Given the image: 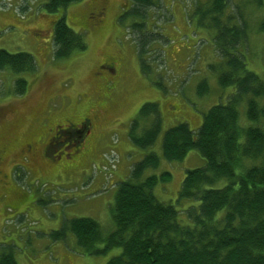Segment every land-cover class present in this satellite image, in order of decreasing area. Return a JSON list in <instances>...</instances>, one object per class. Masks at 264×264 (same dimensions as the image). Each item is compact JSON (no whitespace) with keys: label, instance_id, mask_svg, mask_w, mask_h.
Returning a JSON list of instances; mask_svg holds the SVG:
<instances>
[{"label":"rangeland","instance_id":"obj_1","mask_svg":"<svg viewBox=\"0 0 264 264\" xmlns=\"http://www.w3.org/2000/svg\"><path fill=\"white\" fill-rule=\"evenodd\" d=\"M154 1L155 5L140 16L131 12L129 0H110L98 26L90 8L98 0L71 2L53 13L42 9L45 0H0V49L29 53L36 64L31 73L0 70V109L15 110L21 127L19 137L22 133L24 139L31 133L47 137L53 124L73 123L83 117L95 102V86L105 85L109 76L115 79L112 90L106 89L113 91L104 101L108 111L100 119L92 118L85 146L73 158L49 159L52 167L68 165L66 170L45 172L34 161L22 159L21 167L13 170L11 162L5 165L6 185H0V194H5L0 200V252L11 248L18 264H105L118 255L120 248L87 255L72 234L67 233L63 241H53L50 233L59 230L65 220L79 217L95 219L104 234L112 231L115 182L147 153H156L160 163L157 169L146 170L145 176L170 173L154 187L156 198L178 210L188 204L175 202L183 177L186 170L204 166L205 160L195 149L181 161L164 160L163 134L180 123L198 129L203 115L224 103L234 88L218 83L224 66L213 43L211 20L205 18L197 24L198 16L193 15L196 1L204 8L209 0ZM122 11L126 13L119 17ZM231 15L238 16L244 25V39L237 50L246 68L264 80V0H229L221 19ZM58 17H64L66 25L86 44L84 50L65 59L53 57L52 22ZM142 22L144 35L151 38L142 55L150 66L147 75L140 71L136 47L138 36L144 35L133 28ZM104 57L116 60L115 75L103 64L97 71ZM18 78L26 81L21 94L13 89ZM200 82L206 83L208 91L198 93ZM146 102L158 105L161 132L152 146L140 148L130 142L128 129ZM244 106V102L238 105L243 125L248 123ZM179 220L187 222L184 213L179 214Z\"/></svg>","mask_w":264,"mask_h":264},{"label":"trees","instance_id":"obj_2","mask_svg":"<svg viewBox=\"0 0 264 264\" xmlns=\"http://www.w3.org/2000/svg\"><path fill=\"white\" fill-rule=\"evenodd\" d=\"M76 1L80 0H45L42 9L53 13ZM129 1L131 12L140 16L155 5L154 0ZM228 4L229 0H209V5L202 8L196 1L193 15L198 16L197 24L205 18L211 20L213 43L224 66L218 83L233 86L234 92L203 115L198 129L180 123L167 129L162 137L164 160L181 161L191 149L205 160L204 166L186 170L183 177L175 202L188 204L178 210L174 204L156 198L154 187L166 181L170 173L144 175L160 163L159 156L150 152L116 182L112 231L102 233L93 218H71L59 230L51 231L53 241H63L70 233L87 255H103L111 248H120V253L105 264H264V80L246 68L237 50L245 35L241 19L236 15L221 19ZM144 25L135 23L133 28L144 35ZM138 37L139 68L147 75L150 66L142 55L151 38ZM52 45L56 59L68 58L86 47L64 17L53 21ZM4 69L31 73L36 64L29 53L0 49V70ZM13 87L17 94L24 93L26 81L18 78ZM198 91H208L205 82L198 84ZM243 102L248 122L245 125L238 107ZM160 132L158 105L144 103L130 121V142L147 148ZM180 213L185 214L186 223L179 220ZM0 264H18L11 248L0 252Z\"/></svg>","mask_w":264,"mask_h":264},{"label":"flooded vegetation","instance_id":"obj_3","mask_svg":"<svg viewBox=\"0 0 264 264\" xmlns=\"http://www.w3.org/2000/svg\"><path fill=\"white\" fill-rule=\"evenodd\" d=\"M108 1L110 0H98V2L90 4L91 15L96 19L94 21L95 25L99 26L103 22L104 10ZM122 13L119 14V17L122 16ZM102 64L111 71L112 75L116 74L115 59L104 57L98 63L97 71L100 70ZM109 78L110 80L105 85L97 84L95 86L97 89V94H94L95 102L93 101L94 104L88 108L86 115L73 123L69 122L71 120H66L64 123L53 124L47 137L42 138L36 133L28 134L29 137L26 139H24L25 135L23 133L19 137L21 127L18 125L15 110L8 108L3 112V109H0V185L3 187L6 185L8 175L4 170L5 165L11 162L13 170L16 167H21L19 163L21 159L34 161L39 166L41 165L42 170L45 172L54 168L66 170L68 165L52 167L49 164V159L59 161L65 158L70 159L71 155V158H73V154L79 152L85 146L92 130V118L100 119L108 111V106L104 101L110 99L113 91L109 92L106 89L112 90L110 85L115 84V79L111 76ZM12 170L10 176L13 173ZM4 181L5 183H3ZM3 193L0 194V200L5 195Z\"/></svg>","mask_w":264,"mask_h":264}]
</instances>
